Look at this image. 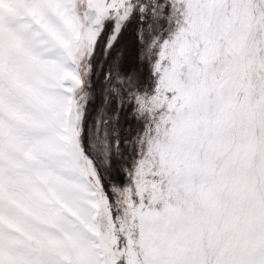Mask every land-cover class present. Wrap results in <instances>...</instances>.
I'll return each instance as SVG.
<instances>
[{"label":"snow or ice","instance_id":"1","mask_svg":"<svg viewBox=\"0 0 264 264\" xmlns=\"http://www.w3.org/2000/svg\"><path fill=\"white\" fill-rule=\"evenodd\" d=\"M0 264H264V0H0Z\"/></svg>","mask_w":264,"mask_h":264}]
</instances>
